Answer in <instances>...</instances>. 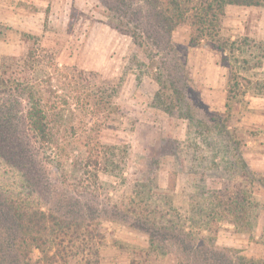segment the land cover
I'll use <instances>...</instances> for the list:
<instances>
[{"label":"rangeland","instance_id":"374dc122","mask_svg":"<svg viewBox=\"0 0 264 264\" xmlns=\"http://www.w3.org/2000/svg\"><path fill=\"white\" fill-rule=\"evenodd\" d=\"M155 3L0 0V78L38 85L53 136L40 143L26 100L0 90L26 148L25 169L0 161V191L84 217L101 264H200L173 234L264 264V5L227 7L229 50L193 46L189 22L168 32ZM236 187L252 194L251 232L210 216Z\"/></svg>","mask_w":264,"mask_h":264},{"label":"trees","instance_id":"16d2710c","mask_svg":"<svg viewBox=\"0 0 264 264\" xmlns=\"http://www.w3.org/2000/svg\"><path fill=\"white\" fill-rule=\"evenodd\" d=\"M155 1L156 15L168 32L189 22L194 29L191 36L193 46H199L207 39L221 49L229 50L233 49L224 43L221 35L227 7L264 5V0H165V6L163 3L161 5L159 0ZM0 83V90H7L12 96L9 97L11 100L13 97L26 100L28 127L40 143L48 145L53 137L49 125V102L38 85L24 78L5 79L4 76L0 78ZM234 85L229 90L228 110L231 107L229 102L234 98L232 97ZM115 93V88L104 90L100 95L102 102L112 103ZM2 101L4 104H0V161H5L12 168L25 169L26 148L21 145L22 142L11 140L13 139L11 117L5 110L9 101ZM216 194L210 216L214 220L217 217L226 218L241 232H251L252 194L248 189L236 187L220 190ZM82 218L72 219L60 211L35 208L24 200L14 198L7 191H0V264H69L71 260L74 261L73 264H101L95 238L83 227L86 219ZM173 236V239L182 245L181 254L183 250L192 251L194 255L201 251L203 257H197L198 260H202L200 264H224L225 257L221 253L208 254L198 244L184 239V236L179 234ZM35 251H38L39 255L33 259L32 254ZM238 263L255 264V260L239 257Z\"/></svg>","mask_w":264,"mask_h":264}]
</instances>
